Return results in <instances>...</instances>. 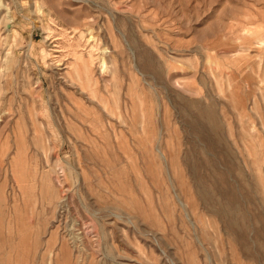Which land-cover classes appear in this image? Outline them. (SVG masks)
Segmentation results:
<instances>
[{
  "label": "rangeland",
  "instance_id": "rangeland-1",
  "mask_svg": "<svg viewBox=\"0 0 264 264\" xmlns=\"http://www.w3.org/2000/svg\"><path fill=\"white\" fill-rule=\"evenodd\" d=\"M0 264H264V0H0Z\"/></svg>",
  "mask_w": 264,
  "mask_h": 264
},
{
  "label": "bare ground",
  "instance_id": "bare-ground-1",
  "mask_svg": "<svg viewBox=\"0 0 264 264\" xmlns=\"http://www.w3.org/2000/svg\"><path fill=\"white\" fill-rule=\"evenodd\" d=\"M93 50V49H92Z\"/></svg>",
  "mask_w": 264,
  "mask_h": 264
}]
</instances>
